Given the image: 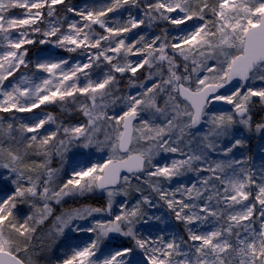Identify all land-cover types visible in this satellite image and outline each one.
I'll return each mask as SVG.
<instances>
[{"label": "snow or ice", "instance_id": "1", "mask_svg": "<svg viewBox=\"0 0 264 264\" xmlns=\"http://www.w3.org/2000/svg\"><path fill=\"white\" fill-rule=\"evenodd\" d=\"M126 6L125 20L109 17ZM15 9L22 15L9 14ZM160 23L171 27L152 37L135 33L131 41L126 35ZM36 44L79 51L87 62L51 50L29 60L26 46ZM105 63L107 70L92 79L86 70ZM22 67L29 71L5 86ZM140 69L147 73L143 80ZM129 73L128 87L140 91L117 95ZM118 102L122 113L108 115ZM217 102L230 107L209 111ZM69 103L84 122L65 125L51 113L27 122L16 116L48 104L70 112ZM257 105L264 113V0H107L80 8L66 0H0V114H11L0 115V192L4 182L12 189L0 195V264H36L20 253H28L52 203L96 193L106 198L102 207H70L55 217L47 236L53 243L69 241L55 264H264V114L254 119ZM144 112L150 118L136 127ZM100 121L114 136L98 139ZM50 124L54 130L45 127ZM254 138L261 142L258 166L253 156L235 155ZM134 141L146 146L134 150ZM70 146L108 147L111 154L61 179L62 169L50 166L52 156L63 161ZM188 174L196 177L190 186L182 182ZM132 191L139 198L129 206ZM118 196L125 199L117 204ZM160 201L184 225L186 239L175 231L165 238L138 230L139 224L168 222L144 207L157 208ZM18 203L33 210L23 222L14 214ZM82 233L87 240L78 239ZM116 237L131 246L112 248Z\"/></svg>", "mask_w": 264, "mask_h": 264}, {"label": "rangeland", "instance_id": "2", "mask_svg": "<svg viewBox=\"0 0 264 264\" xmlns=\"http://www.w3.org/2000/svg\"><path fill=\"white\" fill-rule=\"evenodd\" d=\"M66 2L70 3L72 6L80 8V7L99 6L100 4L106 3L107 0H66ZM57 7L59 10V14L61 15L64 14V5H59ZM128 11L129 9L126 6L125 9H122L118 13H109V17L114 18V19L119 18L121 20H125L127 18ZM130 11H132L134 15L139 14L137 9H130ZM22 12L23 10L15 9V10H12V12H10L9 14L12 16H21ZM68 15L70 19H75L77 21L80 20L79 17L72 16L71 14H68ZM192 23H200V22L199 21L189 22V24H192ZM41 26L43 27L44 25H41ZM93 27L98 32H101V33L103 32V30L100 29L99 26L94 25ZM164 27L170 28L171 26H166L164 23H160L159 25L153 26V28L151 29H147L142 26L139 29L133 30V33H129L126 35H128L129 41L136 38V36L134 35L135 33H147L149 37H152L154 35H159L161 32V29ZM173 34L175 33L173 32ZM13 38H16L15 32L13 33ZM26 47H28L29 49L28 59L33 60V61L37 55L42 54V53H47L48 51L51 50V51H54L58 56L70 58L73 62H76V61H79L82 63L87 62L86 57L84 55L79 54V51L77 53H68L60 49H53L51 45H39V44L29 45ZM169 51L171 50L169 49ZM110 55L112 54L110 53ZM128 59L132 61H137L140 59V57L129 56ZM209 63H215V62L210 61ZM29 67L31 69V64ZM107 67L108 66L105 63L100 68H94V69H90L86 71L91 72L92 79H97L98 77L102 76V73L107 70ZM28 71L29 69H24L22 67L20 71L15 73L14 76L9 77L8 81H5V86H8L10 82H14L21 75V73L28 72ZM116 75L119 78L120 74L117 73ZM130 75H131L130 73L125 74V77L120 80V91L116 93L117 95L136 94L138 91H140L137 88L128 87L127 79ZM146 75L147 73L145 72L144 69H140L137 73V77H139L140 80H143ZM81 83H83V80L81 81ZM149 83H151V81H149ZM79 99L83 100V97H79ZM159 102L161 104L163 103L162 100ZM67 108L71 109V111L70 112L66 110L62 111L59 104L41 105V107L39 109H35L33 113H16V116L24 118L25 121L27 122L28 119L32 118L36 114L43 115L45 113H51L53 114V116H55L57 122H63V124L65 125H70V124L74 125V124L85 121V118L82 116V114H80L79 112L75 110L76 106L74 104L69 103L67 105ZM221 109H226V108H221ZM123 110H124L123 104L121 102H118L116 106L109 107L107 109V113L108 115H113L117 113H122ZM217 110H220V109H214L213 107L209 108V111H217ZM254 113H255V110H254ZM0 115H3L5 116V118H8L11 114H0ZM149 118H150L149 113L144 112L141 114L140 117L137 118V120L133 124L136 127H139L141 119H149ZM156 122L159 123L161 121L157 120ZM98 123L99 124L102 123L104 125V126L103 125L101 126V130L97 133V137L99 140H104L105 133H108L109 135L114 136L113 130L107 127V123H108L107 121H100ZM45 127L49 129H53V130L55 129L54 124L46 125ZM237 131L239 132V130ZM60 135L62 136V133ZM134 135H136V133H134ZM260 143L261 142L259 141L258 138L251 139L247 149H237L236 150V153H235L236 157L239 158L242 155L253 156L254 163L258 166L261 163L260 153L258 151V145ZM145 146L146 145H144L142 141L140 142L134 141L133 144L131 145V147L134 150L145 147ZM110 154H111V149L108 147H105L103 151H97L95 147L84 149V148L77 147V146H70L69 150L65 153L63 161L61 160L59 156H56L55 154H53L50 166L53 168L62 169L60 173V177L61 179H67L69 176V169L73 167V163L79 160L87 161V163L94 161L95 164L104 163L108 159ZM117 155L123 156L125 154L118 152ZM168 156L170 157L172 156V154H168ZM159 159H167V157H161ZM157 162H159V160ZM91 165L92 164H90L89 166ZM144 179H147V177H144ZM195 181H196V177L194 174H188L186 177L182 178V182L189 186L191 183H194ZM4 183L6 187H5L4 192H0V195H3L5 192L10 193L12 190L11 186L7 185V182H4ZM136 183L137 181L133 180V185H135ZM175 186H176V181H173L172 187L174 188ZM143 187L145 188V194H148L147 185H144ZM154 195L155 194H153V196ZM102 196L104 199H106L103 194ZM84 197H87V196H84ZM136 197H138V194L135 191H132L131 196L129 198V202L132 200L134 201ZM81 198L83 197L76 198V199L66 198L65 201L62 203V205H57L53 202L51 205L53 208L52 215L48 218V220L45 221L43 225H41L37 229V233L34 236L33 242L29 246L28 253L21 252L20 257L25 260L31 257L34 261H36V264H55L56 259L62 255L63 249L65 245L69 243V241L65 240L64 237H61L58 240H56L55 243H53L52 240L47 236V233L51 229V226L55 220V217L60 215L63 210L68 209L70 207H80L81 206V205H78V200ZM124 199L125 198L122 196L116 197L117 204ZM155 200H158V197H156ZM159 204L160 206L157 208H147V206H144V207L149 212V214L162 215L166 217L168 222L165 224H158L157 222L153 221L148 225L139 224L137 225L138 230L144 234H148L149 231H151L153 235L163 234L165 235V238L168 237L169 232L175 231V232H178L180 235H183L186 239L187 237H186V233L184 232V225L182 223L177 222L174 216L168 213L167 207L166 205L163 204L162 201H160ZM32 211L33 210L29 207L28 204L18 203L17 208L14 209V214L16 215L17 219L20 222H23V220L28 215L32 214ZM115 211H118V208L114 206V212ZM81 223H88V221H83ZM67 235L68 233L66 232V236ZM72 235L75 236L76 234H72ZM14 239L22 240L23 238L21 239V237H18L14 234ZM78 239L87 240L88 235L82 233L79 235ZM41 242H43V248H41L40 246ZM124 246H131V242L123 237H116L115 240H113V242L111 243L112 248H118V247H124Z\"/></svg>", "mask_w": 264, "mask_h": 264}, {"label": "trees", "instance_id": "3", "mask_svg": "<svg viewBox=\"0 0 264 264\" xmlns=\"http://www.w3.org/2000/svg\"><path fill=\"white\" fill-rule=\"evenodd\" d=\"M261 114L264 113L260 112L259 105H257L255 108L254 119H259ZM100 125L102 126L103 124L100 123ZM104 204H105V199L103 198L101 193L92 194L78 200V205H91L95 207H102Z\"/></svg>", "mask_w": 264, "mask_h": 264}, {"label": "water", "instance_id": "4", "mask_svg": "<svg viewBox=\"0 0 264 264\" xmlns=\"http://www.w3.org/2000/svg\"><path fill=\"white\" fill-rule=\"evenodd\" d=\"M238 82L237 81H233V85H235V84H237ZM229 88H231L232 87V85H229L228 86ZM224 91V89H221V92H223ZM185 103H187V102H185ZM214 109H221V108H229L230 106H228V105H222V104H220L219 102H217L216 104H214L213 106H212ZM135 121H133V123H134ZM124 175H131L130 173H128V172H126V171H122L121 172V176H124Z\"/></svg>", "mask_w": 264, "mask_h": 264}, {"label": "built area", "instance_id": "5", "mask_svg": "<svg viewBox=\"0 0 264 264\" xmlns=\"http://www.w3.org/2000/svg\"><path fill=\"white\" fill-rule=\"evenodd\" d=\"M90 164H95V162L94 161H91V162L87 163V161L79 160V161L73 163V167H77L78 165L81 166V167L82 166H89ZM73 167H71L69 169V174H70V172H71V170H72ZM138 198H139V196L136 197V199L134 201L133 200L130 201L129 202V206H131V203H134Z\"/></svg>", "mask_w": 264, "mask_h": 264}]
</instances>
